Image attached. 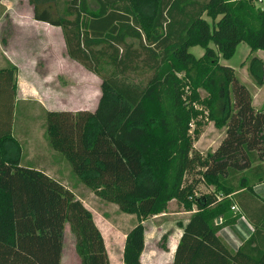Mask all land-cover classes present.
I'll return each mask as SVG.
<instances>
[{
	"label": "trees",
	"instance_id": "obj_1",
	"mask_svg": "<svg viewBox=\"0 0 264 264\" xmlns=\"http://www.w3.org/2000/svg\"><path fill=\"white\" fill-rule=\"evenodd\" d=\"M95 1L94 10L89 0H70L55 17L51 0H30L33 19L60 28L69 58L101 80L94 112H47L46 132L85 187L136 217L123 264H142L144 223L172 201L193 213L173 264H264V198L254 192L264 182V112L253 108L235 70L220 64L242 43L264 51V9L257 0ZM197 46L201 58L189 51ZM249 72L264 85L260 59L251 60ZM17 73L15 66L0 69V93L10 107L0 113V264H61L67 227L81 264H110L84 204L57 180L20 164L12 136ZM146 74L145 86L134 82ZM204 119L226 129L206 156L194 149L198 129L191 133ZM200 185L214 191L197 197ZM240 218L253 233L232 252L219 232Z\"/></svg>",
	"mask_w": 264,
	"mask_h": 264
},
{
	"label": "rangeland",
	"instance_id": "obj_2",
	"mask_svg": "<svg viewBox=\"0 0 264 264\" xmlns=\"http://www.w3.org/2000/svg\"><path fill=\"white\" fill-rule=\"evenodd\" d=\"M69 2L70 0H51V14L55 17L63 16L65 10L67 9V7H69ZM89 6L91 9L95 10L97 8V2L95 0H89ZM255 6L257 8L264 9V1L263 3L255 1ZM33 11L34 7L31 4L30 0H0V68H4V65H2L4 61V56L2 55V53H4V49L12 47L19 48L18 46L22 44L30 46L32 50H34L35 48H39L45 53H48V56H50V53L52 51L56 53L58 51H60V53L64 52L62 32L59 29H52L45 25L36 23L33 20ZM204 18L210 24L212 23V20L208 17L205 16ZM210 47L213 48V44H210ZM189 51L196 57L204 55V49L199 46L192 47ZM45 53H43V55ZM255 58L260 59L264 64V51H257L252 53L250 47L247 44L242 43L237 47L235 54L230 59L226 60L220 58V64L231 67L235 70L236 76L238 77L240 82L248 88L251 95L253 94L255 96V103L256 105L260 106L262 99L260 93L261 87H258L255 84L249 72L250 62ZM43 67L44 66H40V71L41 69H43ZM76 67V71H72L73 75H71L70 77L67 78L66 76H62L60 80L54 79V81H51L49 83H51V85L53 84L52 90L55 91L56 94H71L70 99L72 98V100L74 101L73 108H76L75 110H78L79 108L84 106L93 111V109H95V107L97 106L101 96V80L84 70L81 66L77 65ZM109 73H111V70L108 71V74ZM148 77L149 76L146 74L132 78L134 79V82H139L145 86ZM34 79L35 80L32 79L33 84H35L39 89H42L43 81H40L35 77ZM199 93L202 99L207 97V93L204 90L200 89ZM85 95L86 100H84L85 98H83ZM8 101L9 100H7V98L0 93V104L2 103V105H0V113L5 111L7 112V110H9L10 107ZM14 105L12 126L14 128L15 134L19 138L23 139L24 134L22 132L31 130L33 131L31 135L34 137L37 136V126L41 125L42 122H44V125L46 126V115L38 111L32 105H28L29 108L26 109H29V111L26 114H30L31 117L25 121L29 122L25 123L24 121H22L24 120V117L22 115H24L25 113H21V111H24L23 104L14 103ZM196 109L200 111L203 110L204 117H207L208 112L204 108L196 106ZM215 111L217 118L221 117L219 105L215 107ZM0 115L5 118V114ZM201 121H203V119H201ZM205 121L206 120L204 119L203 124H201L200 126H195L194 124V126H192L191 128V133L196 129H198L199 132L198 139L194 143V149L202 153L204 156H206L208 152L212 151L215 146L218 145L224 131V128L221 129L216 127L214 122ZM21 122L23 124L22 132L19 127V125H21ZM26 124H33V129H28ZM45 141L51 153H57L53 152V150L50 148L51 146L46 136ZM44 148H46V146ZM56 155H58V157L63 161L61 163L62 169L63 171H66L65 174L68 175V180H72L75 183H77V181L80 182L79 178L73 173L70 164L65 160V158L59 153H57ZM28 166L36 168L35 166L38 165L28 163ZM69 174H71V176H69ZM83 187L86 188L84 185ZM213 189L214 188L210 189V192H212ZM197 192L198 195L207 193L203 187H199V191ZM89 207L95 218L102 216L105 221L109 222L110 225L107 224L108 228H101V233L102 235H105L107 240L109 239L110 241L109 246L113 264L122 263V240L128 233V231L136 225V217L122 213L114 204H110L95 198L91 199ZM169 209L170 211H175L176 205L173 203L172 206H169ZM178 220V218L164 217L156 221H158V226L165 225V230L163 229V232H165L169 231V228L171 227L173 229L175 228V230H178V227L176 228V222ZM61 264H81L75 252V240L70 234L69 227L66 228V237L64 241Z\"/></svg>",
	"mask_w": 264,
	"mask_h": 264
},
{
	"label": "crops",
	"instance_id": "obj_3",
	"mask_svg": "<svg viewBox=\"0 0 264 264\" xmlns=\"http://www.w3.org/2000/svg\"><path fill=\"white\" fill-rule=\"evenodd\" d=\"M35 22L41 25H45L52 29H57V30L59 29L61 31L60 28L52 27L48 24L37 21ZM62 37H63V33H62ZM63 44H64L63 45L64 52L60 53V51H58L56 53L52 51L50 53V56L47 55L48 53H45L39 48H35L34 50H32L30 46L23 44L18 46L19 48L12 47L8 49H4V53H2V55L4 56V61L2 64L4 65V68L15 66L18 69V73H17L18 89H17L15 103L23 104L24 111H21V113L24 112L25 114L22 115L24 117V120L22 121L25 122L31 117L30 114H26L29 111V109H26L29 108L28 105L30 106L32 105L38 111L44 113V115H46L47 112L76 113L79 111L94 112L96 110L99 102L95 107V109H93V111H91L89 108H86L84 106L79 108L78 110H75L76 108H73L74 101L72 100V98L70 99L71 94H65V93L56 94V92L52 90L53 84L51 85V83L49 82L54 81V79L60 80L62 76H66L67 78L70 77L71 75H73L72 71H76L77 69L76 66L78 65L76 62H74L69 58L66 50L64 37H63ZM43 53L45 54L43 55ZM40 56H45V57H40ZM201 57L202 56L196 58H201ZM40 66H44L43 69H41V71L39 69ZM34 77L40 81L41 80L43 81L42 89H39L35 84H33L32 79L35 80ZM260 91L262 96L261 105L260 106L256 105L255 96L252 94L253 108L258 112H264V85L261 86ZM83 98H85L84 100H86V95ZM26 126L28 129H33L34 127L33 124H28V125L26 124ZM19 127L22 132L23 131L22 122L21 125H19ZM32 132L33 131L31 130L23 131L22 133L24 135L23 134L22 135L24 136V138L21 139L15 134L14 128L12 126V136L19 143L21 148V162H20L21 166L42 171L47 176L57 180L65 188L72 191L74 195L77 197V199H79L84 204V206L92 213L89 207L90 201L92 198L95 199H99V198H97L87 187H86L87 189L84 188L83 187L84 184L80 180H79L80 182L77 181V183L73 182L72 180L70 181L68 180L69 177L67 174H65L66 171H63L62 169L61 163L63 161L58 157V155H56L57 153H51V151L47 147L48 145L46 144L45 141V136L47 137V132L44 122H42L41 125L37 126V134H38L37 136L35 137L32 136L31 135ZM225 132L226 129L224 128L220 142L218 143L217 146H215V148L212 151L208 152L207 154L215 152V150L220 145L221 141L224 139ZM45 146L46 148H44ZM28 163L35 165L37 164L38 166H35L36 168H33L31 166H28ZM69 176H71V174H69ZM199 187H203L207 193L198 195L197 192L196 195L198 197H203L204 195L211 193L210 189L213 188V187H207L205 185H200ZM213 191L214 189L212 190V192ZM254 192L259 197L264 198V182L256 184V186L254 187ZM173 203L176 205V209L175 211H170L169 206H172ZM169 206L166 213L158 217H155L151 220H148L144 223L145 226L144 251L140 259L142 264H173L174 256L182 237V227L188 223L189 218L193 213L186 212L182 207H180L177 204L176 201L170 202ZM92 215H93V219H95L94 221L95 225L97 226L100 232H102L101 228L103 229L108 228L107 224L108 225L110 224L109 222L105 221V219L102 216L95 218L93 213ZM164 217L178 218L179 220L176 222L177 223L176 228L178 227L177 228L178 230H175V228L173 229L171 227L169 228V231L163 232L165 225L158 226V221L156 220H160ZM219 220H220L219 224H221L222 219L219 218ZM252 233H253V228L250 226V224L244 218H240L238 219L235 225L226 226L222 228L221 231L219 232V237L232 252H236L240 248L242 243L250 238ZM127 234L124 236L122 240V263L120 264H123V251H124ZM102 236L104 239V244L107 250L110 264H113V260L110 252V246H109L110 241L109 239L107 240L105 235ZM162 246L165 248H163Z\"/></svg>",
	"mask_w": 264,
	"mask_h": 264
},
{
	"label": "built area",
	"instance_id": "obj_4",
	"mask_svg": "<svg viewBox=\"0 0 264 264\" xmlns=\"http://www.w3.org/2000/svg\"><path fill=\"white\" fill-rule=\"evenodd\" d=\"M259 3H263L264 0H257ZM232 211H237L236 208H232Z\"/></svg>",
	"mask_w": 264,
	"mask_h": 264
},
{
	"label": "water",
	"instance_id": "obj_5",
	"mask_svg": "<svg viewBox=\"0 0 264 264\" xmlns=\"http://www.w3.org/2000/svg\"><path fill=\"white\" fill-rule=\"evenodd\" d=\"M219 223H220V220L218 219V220H217V224H219Z\"/></svg>",
	"mask_w": 264,
	"mask_h": 264
}]
</instances>
